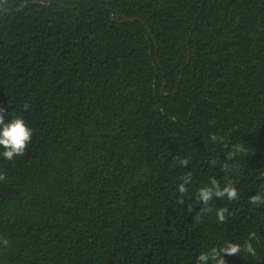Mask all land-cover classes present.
Returning <instances> with one entry per match:
<instances>
[{"label": "trees", "instance_id": "trees-1", "mask_svg": "<svg viewBox=\"0 0 264 264\" xmlns=\"http://www.w3.org/2000/svg\"><path fill=\"white\" fill-rule=\"evenodd\" d=\"M0 108L33 130L0 157V264H196L253 233L224 259L264 264V0H0ZM213 177L239 198L202 215Z\"/></svg>", "mask_w": 264, "mask_h": 264}, {"label": "clouds", "instance_id": "clouds-1", "mask_svg": "<svg viewBox=\"0 0 264 264\" xmlns=\"http://www.w3.org/2000/svg\"><path fill=\"white\" fill-rule=\"evenodd\" d=\"M25 108L28 106L25 105ZM33 130L28 126L22 115L13 116L10 119L5 118V110L0 108V157L8 161H12L16 156H23L25 154L28 144L31 142ZM212 141H217L216 135H211ZM244 151L242 145H234L232 150L226 153V159L231 161L237 152ZM179 164L183 167H187V158L179 159ZM224 171H230L229 163L225 162L223 164ZM5 180V176L0 173V181ZM181 183L177 186V192L181 197L187 193L188 185L192 180L191 173H185L180 177ZM196 201L204 205L200 208V214H207L213 211V208L209 206V203L214 199H224L228 201H233L239 198V191L235 187L232 180H228L223 185L216 179L210 178L209 182L204 186L200 187L195 194ZM180 204L184 203L182 198L177 201ZM248 203L254 206H264V193L257 192L249 197ZM191 211V209H189ZM226 215L230 216L231 212L226 207H220L215 209V216L217 218V223L226 222ZM255 234H250L248 239L244 241L243 246L238 243L226 242L221 247H212L207 252H201L196 257V264H226L224 259L225 255L228 256H239L243 251L250 254L252 257L257 256V251L251 242L254 239ZM2 243L6 246L8 241L3 240Z\"/></svg>", "mask_w": 264, "mask_h": 264}, {"label": "water", "instance_id": "water-1", "mask_svg": "<svg viewBox=\"0 0 264 264\" xmlns=\"http://www.w3.org/2000/svg\"><path fill=\"white\" fill-rule=\"evenodd\" d=\"M189 35H190V34H189ZM188 60H189V53H188V55H187L185 65L188 63Z\"/></svg>", "mask_w": 264, "mask_h": 264}]
</instances>
